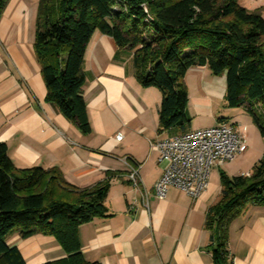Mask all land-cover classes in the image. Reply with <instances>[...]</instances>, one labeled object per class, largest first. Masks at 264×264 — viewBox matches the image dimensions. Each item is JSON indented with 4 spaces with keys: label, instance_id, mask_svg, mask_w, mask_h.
<instances>
[{
    "label": "crops",
    "instance_id": "obj_1",
    "mask_svg": "<svg viewBox=\"0 0 264 264\" xmlns=\"http://www.w3.org/2000/svg\"><path fill=\"white\" fill-rule=\"evenodd\" d=\"M38 2L9 0L0 16V141L6 144L13 164L55 167L79 188L108 181L104 204L109 215L78 228L80 251L87 261L214 264L211 232L205 221L208 208L220 198L219 167L210 172L207 187L195 199L176 187H170L162 199L156 196L153 187L162 165L150 145L181 131L159 130L161 90L142 86L135 78L133 51L118 47L98 30L86 45L82 64V95L90 132L82 133L58 112L46 100V85L33 48ZM238 2L250 11L261 9L264 17V0ZM184 82L187 115L191 120L208 119L184 130L220 122L235 125L246 135L248 148L236 158L241 159L238 170L229 175L249 174L264 154V143L254 148L260 139L252 123L241 117L244 109L225 105V74L214 75L206 66H195L186 71ZM118 134L121 139L116 138ZM137 165L134 186L128 173L130 166ZM227 231L233 264H264V203L245 208ZM7 242L18 248L26 264L66 257L53 236L35 234L22 239L14 234Z\"/></svg>",
    "mask_w": 264,
    "mask_h": 264
},
{
    "label": "trees",
    "instance_id": "obj_2",
    "mask_svg": "<svg viewBox=\"0 0 264 264\" xmlns=\"http://www.w3.org/2000/svg\"><path fill=\"white\" fill-rule=\"evenodd\" d=\"M8 1L0 0V16ZM95 30L132 50L137 81L161 90L160 131H187L184 75L191 67L206 66L226 76L225 105L242 107L264 136V121L254 106H264L261 9L250 11L238 0H39L33 48L46 100L82 133L91 130L82 64ZM219 176L220 198L208 208L205 224L214 264H233L228 226L249 205L264 203V154L249 174L229 176L219 169ZM108 187L107 180L76 187L55 167H16L0 141V264H26L7 242L14 234L54 237L66 257L42 264H98L82 256L78 228L109 215Z\"/></svg>",
    "mask_w": 264,
    "mask_h": 264
},
{
    "label": "built area",
    "instance_id": "obj_3",
    "mask_svg": "<svg viewBox=\"0 0 264 264\" xmlns=\"http://www.w3.org/2000/svg\"><path fill=\"white\" fill-rule=\"evenodd\" d=\"M121 139V134L116 136ZM158 153L162 172L154 183V192L164 198L170 187H176L193 199L207 187L213 167L236 159L248 148L246 135L230 123L187 130L151 143ZM139 166H130L128 178L137 186Z\"/></svg>",
    "mask_w": 264,
    "mask_h": 264
},
{
    "label": "rangeland",
    "instance_id": "obj_4",
    "mask_svg": "<svg viewBox=\"0 0 264 264\" xmlns=\"http://www.w3.org/2000/svg\"><path fill=\"white\" fill-rule=\"evenodd\" d=\"M186 51H188V50H186ZM254 104H256V103H254ZM256 109V111L258 112V113H260V115L262 116V118H263V121H264V106L263 105H260L259 107H256L255 108ZM241 117L243 118V119H246L247 121H249L250 123H252V127H251V129H253L252 131H254L253 133H255V135L257 136V137H259V141L258 142H256L257 144H256V147H254V148H262V144L264 143V136H262L261 134H260V132H259V130H258V128L255 126V124L253 123V122H251V116L249 115V114H247V113H242V115H241ZM206 120H208L207 118H201V117H199V119L198 118H194L193 120H191L190 119V123L186 126V128H189V125H191V126H194V125H197L200 121L201 122H204V121H206ZM254 125V126H253ZM264 152H262V154H263ZM245 159L246 158H243L242 159V162H244L245 161ZM241 159L239 158V159H235V160H233V161H229V162H226V163H224L223 165H221L220 167H219V169L220 170H222V171H224L226 174H230V173H232V174H234V172H236V170H238V168H239V164H238V162L240 161ZM229 163V165H227ZM212 170H214V171H218L217 170V167H213L212 169H211V171ZM212 175V174H211ZM230 176V175H229Z\"/></svg>",
    "mask_w": 264,
    "mask_h": 264
}]
</instances>
